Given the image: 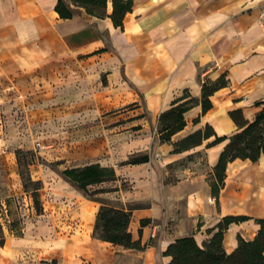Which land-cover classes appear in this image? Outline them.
<instances>
[{"label": "crops", "instance_id": "1", "mask_svg": "<svg viewBox=\"0 0 264 264\" xmlns=\"http://www.w3.org/2000/svg\"><path fill=\"white\" fill-rule=\"evenodd\" d=\"M57 1L0 0V110L16 106L34 111L40 102L55 99L53 87L59 82L67 85L91 77L98 81L103 73L105 83L90 97L81 95L64 107L87 126L89 111L98 114L109 106L131 104L125 112L89 124L99 127L109 121L119 132L114 142L120 146L108 150L107 156H102L103 149L82 150L78 159L89 161L68 167L99 163L114 168L118 180L121 176L128 184L125 190L116 181L115 200L125 207L137 204L128 231L140 241V248L93 237L99 202L49 169L44 174L39 171L37 178L44 180L40 197L47 192L53 196L48 211L57 230L48 247L57 255L52 254L51 260L167 264L170 257L163 251L171 241L192 234L201 243L212 234L207 229L226 215L250 217L228 224L222 239L226 252L235 248L237 235L252 239L259 228L255 218H264V154L256 161H229L217 197L207 176L227 138L212 141L237 130L229 110L240 108L244 118L251 120L264 107V0H132L122 27L114 26L108 16L111 0L103 17L64 0L72 10L69 18L59 16ZM221 74L228 84L210 95L211 107L202 112L198 102L189 108L184 127L170 141H161L159 114L184 92L200 98L201 84ZM60 105L55 102L52 108ZM205 125L212 128V135L188 149L172 151L173 142ZM87 132L81 133L79 141L96 139ZM132 153H146L148 160L118 165ZM4 248L5 242L0 245V264H10L12 247L8 253Z\"/></svg>", "mask_w": 264, "mask_h": 264}, {"label": "trees", "instance_id": "2", "mask_svg": "<svg viewBox=\"0 0 264 264\" xmlns=\"http://www.w3.org/2000/svg\"><path fill=\"white\" fill-rule=\"evenodd\" d=\"M75 6H79L92 16L103 17L107 15L106 7L108 0H70ZM112 11L108 16L114 26L122 27L125 13L131 10L132 0H111ZM55 10L60 17L69 18L72 10L64 0H58ZM228 80L224 74L219 75L215 80H206L201 84L200 98L191 96L184 92L172 105L163 110L157 121V132L161 141H170L172 134L182 129L185 125L184 113L200 102L201 111L205 112L212 105L210 95L220 87L226 86ZM260 102H257L259 104ZM229 115L237 125V130L229 136L216 137L212 143L227 138V142L219 154L218 160L212 167L209 177V185L212 195H218L223 186L226 164L235 158H248L256 161L264 154V107H262L251 120L244 118L240 108L229 110ZM213 134L209 125L200 128L172 143L173 152L188 149L199 144L203 138ZM20 150L16 151L18 163ZM146 153L132 155L122 163L135 164L146 162ZM23 188L31 192V197L36 213H42V204L39 190L42 187L39 179H32L25 170L19 171ZM61 175L72 185L80 190L84 196L99 202L96 213L92 236L126 248H140V241L132 239L128 231V222L131 210L137 206L135 203L122 206L118 201L110 202L96 194L103 192L105 188L90 189L92 184H99L103 181L116 178L112 166H102L99 163H89L82 166L66 167L60 170ZM9 199H7L8 201ZM246 215H226L211 228L207 229L211 236L201 243L195 237L183 235L171 241L163 255L169 256L167 264H264V218H255L259 228L252 239H244L237 235V244L231 252H226L222 239L223 233L231 222L247 220ZM145 219L142 220V223ZM4 243V237L0 233V245ZM54 261V260H52Z\"/></svg>", "mask_w": 264, "mask_h": 264}, {"label": "rangeland", "instance_id": "3", "mask_svg": "<svg viewBox=\"0 0 264 264\" xmlns=\"http://www.w3.org/2000/svg\"><path fill=\"white\" fill-rule=\"evenodd\" d=\"M82 79L79 78L76 82L74 80L67 85L64 82H59L56 87H53L55 88V99L40 102L34 111H30L28 109L30 107L16 106L8 109L4 107L0 110V233L4 237V251L8 253L12 247L13 258H11V263L60 264L59 258H55V261L51 260L50 256L54 250L48 247L49 238H54L55 230H57V226L52 222L48 211L52 207L49 203L53 196L47 192L43 199L40 197L42 213H36L31 192L25 191L23 188L20 169L29 173L32 179H40L37 178L39 171L44 174L49 169L59 176L63 167L89 161L78 159L82 150L87 152L88 148L89 151L98 152L103 149L102 156H107L108 150L112 152L120 146L118 142H114V137L119 132L113 131L114 127L109 124V121L99 125V127L89 124L93 120H98L99 117L112 118L125 112L131 107V104L109 106L98 114L89 111L87 126L81 125L75 112H73L74 114L68 113L64 103L82 96L90 97L91 92L100 88L106 81L103 73L100 74L98 81L92 77L88 78V81ZM55 102H61L62 105L54 109L52 107H54ZM84 132L89 133L87 136H93L98 141H95L96 139L91 142L79 141L82 138L81 133ZM17 150H20L21 161L19 163L16 155ZM139 154L142 153L128 155L119 161L118 165H127V163L122 162L132 155ZM72 155L77 159H73ZM209 177L207 176V178ZM119 178L118 180V176H116L115 179L89 186V188L91 190L105 188V191L97 193L96 196L115 203L117 202L115 200L116 194L119 190L116 181H120L121 187L128 190V184L123 181L121 176ZM40 181L41 185L44 186V180L41 179ZM45 181L49 182L52 179ZM7 199L9 200L7 201ZM65 229L63 232L67 234L68 230ZM19 242H23L20 248L18 247ZM38 244H43L42 248L35 247ZM55 254L57 255V253ZM77 261L79 264L83 263L78 259Z\"/></svg>", "mask_w": 264, "mask_h": 264}, {"label": "built area", "instance_id": "4", "mask_svg": "<svg viewBox=\"0 0 264 264\" xmlns=\"http://www.w3.org/2000/svg\"><path fill=\"white\" fill-rule=\"evenodd\" d=\"M262 12H264V7H262ZM153 236V235H152Z\"/></svg>", "mask_w": 264, "mask_h": 264}]
</instances>
